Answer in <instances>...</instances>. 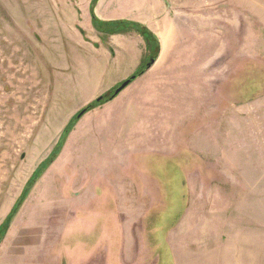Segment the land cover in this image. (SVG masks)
<instances>
[{"label": "rangeland", "instance_id": "1", "mask_svg": "<svg viewBox=\"0 0 264 264\" xmlns=\"http://www.w3.org/2000/svg\"><path fill=\"white\" fill-rule=\"evenodd\" d=\"M134 1L104 4L161 12L177 40L166 58L212 60L162 68L184 92L191 82L190 110H138V125L85 113L0 242V264H264V0H164L153 11ZM91 3L0 0V225L96 99L94 73H80L92 42L80 8Z\"/></svg>", "mask_w": 264, "mask_h": 264}, {"label": "crops", "instance_id": "2", "mask_svg": "<svg viewBox=\"0 0 264 264\" xmlns=\"http://www.w3.org/2000/svg\"><path fill=\"white\" fill-rule=\"evenodd\" d=\"M104 1L105 0H98L96 3L95 13L98 18L104 21L119 19L132 20L146 25L153 33L158 36L160 41V52L154 64L150 68L133 80L115 98L94 109L96 111L98 110L97 112L95 111L96 114L102 112L98 114V116L102 117V122H104V120L109 117V121L111 123L120 124L121 122L119 115L124 113L125 116L130 117L128 118L130 122L134 121V123H137L138 125V110H190L191 94L188 91H190L191 82L187 83V92H184V88L180 90V88L176 85V82L168 76V73L171 72L172 69H167L164 71L162 68L179 67L186 63L187 65H197L198 67L203 68L210 65V61L212 60L207 61L200 59H189L182 62L184 59H169V54H172L171 56H175V54H177L169 53L173 47H170V43H176L177 40L175 37H173V35V38H169L166 32L160 29L161 22H165L162 20L163 16L162 18L159 17L161 12L154 15V17H149L141 13L143 9L142 8L138 9V14L135 15L121 13L116 14L114 12H110L109 9L105 7ZM88 2L90 1H87L86 3ZM134 3L135 7H138L139 3L140 7L147 6V8H150L152 11L161 8L165 9L164 0H136ZM144 3L146 5H144ZM131 7L134 9V6ZM80 9V21L82 22L81 26L83 27L82 30L85 32V34L86 32H91L92 34L91 49H89V56L86 60V63L84 64V67L87 66V68L90 70L91 66L97 68L94 72L88 69L87 71L85 70V72L81 70L80 73H94V80H88V97L97 99L100 95L102 96L112 92L125 80L130 78L138 70L142 63H145L150 59L151 51L147 47L145 38L140 33L127 32L104 34L95 28L91 13L88 14V11L83 12V9ZM99 48H102L103 54L105 56V58L102 60L95 57L97 55L96 52L100 50ZM177 50L179 49L175 46L173 51L179 52ZM166 56L168 57L166 58ZM192 61L194 63L191 64ZM101 68H103L102 71ZM174 88L178 89V91L176 90V92H173L172 90ZM165 98H167L166 101ZM94 117L96 123L97 115ZM83 119L84 120L78 124V130L79 128L83 129V126L81 127V125L84 123V121L87 122L86 116ZM104 127L106 128L108 126L104 125ZM118 127L119 126L116 128V132L118 131ZM134 145H138V140L126 143L124 146L120 147L121 151L117 150V148H114L116 149L115 155H127V153L131 150L129 146ZM117 161L119 160H111V162L114 163H118ZM109 168L112 170L113 167L110 166ZM123 170L125 171L123 168L122 172L120 171L119 175H117V178H123V176L127 175ZM136 179H138V177H136ZM110 188H112V186H110ZM112 189H114L116 192L117 188Z\"/></svg>", "mask_w": 264, "mask_h": 264}, {"label": "trees", "instance_id": "3", "mask_svg": "<svg viewBox=\"0 0 264 264\" xmlns=\"http://www.w3.org/2000/svg\"><path fill=\"white\" fill-rule=\"evenodd\" d=\"M97 2L98 0H92V3H91L92 20L97 30H99L100 32H103L104 34L137 32V33H140L146 40L147 47L151 51V56H150V59L146 61L145 64L142 63V65L138 68V70L130 77L133 81L137 77H139L141 74H143L145 70H147V64L152 58L157 59L159 52H160L159 38L146 25L139 23L137 21L124 20V19L112 20V21L101 20L100 18H98V16L95 13V6ZM115 89L112 92H110L107 96L102 97L101 99H98V98L95 99L85 108H88L89 110H91L111 100L113 93L115 92ZM82 110H80L72 118L70 123L65 127L59 139L58 145L52 151L51 155L37 167V169L31 176V178L29 179L28 183L26 184L20 198L15 203L14 207L12 208L11 212L8 214L4 222L0 225V242L4 238L12 221L14 220L15 216L17 215L19 209L21 208L23 202L26 200L27 196L29 195L35 183L38 181V179L42 176L45 170L50 166L51 163H53V161L56 159L58 154L61 152L64 142L66 141L72 129L75 127L77 121L80 119L79 114Z\"/></svg>", "mask_w": 264, "mask_h": 264}, {"label": "water", "instance_id": "4", "mask_svg": "<svg viewBox=\"0 0 264 264\" xmlns=\"http://www.w3.org/2000/svg\"><path fill=\"white\" fill-rule=\"evenodd\" d=\"M156 59L152 58L148 64H147V69L150 68L154 62H155ZM132 82V79L131 78H128L127 80H125L120 86H118L116 89H115V92L113 93V96L111 99L115 98L122 90H124L130 83ZM107 94H104L102 96H99L98 99H101L102 97H105L107 96ZM88 111H90L88 108H85L84 110H82L79 114V117L81 118L85 113H87Z\"/></svg>", "mask_w": 264, "mask_h": 264}]
</instances>
